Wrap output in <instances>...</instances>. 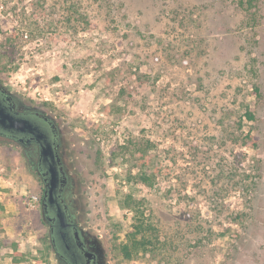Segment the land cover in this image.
Segmentation results:
<instances>
[{
    "label": "rangeland",
    "instance_id": "374dc122",
    "mask_svg": "<svg viewBox=\"0 0 264 264\" xmlns=\"http://www.w3.org/2000/svg\"><path fill=\"white\" fill-rule=\"evenodd\" d=\"M242 1L0 0V80L82 141L114 264H264V0ZM39 197L0 148V264H55Z\"/></svg>",
    "mask_w": 264,
    "mask_h": 264
},
{
    "label": "flooded vegetation",
    "instance_id": "af4514ba",
    "mask_svg": "<svg viewBox=\"0 0 264 264\" xmlns=\"http://www.w3.org/2000/svg\"><path fill=\"white\" fill-rule=\"evenodd\" d=\"M0 148L15 150L40 185L41 217L55 264H114L89 217L91 167L82 141L46 103L1 80Z\"/></svg>",
    "mask_w": 264,
    "mask_h": 264
},
{
    "label": "trees",
    "instance_id": "16d2710c",
    "mask_svg": "<svg viewBox=\"0 0 264 264\" xmlns=\"http://www.w3.org/2000/svg\"><path fill=\"white\" fill-rule=\"evenodd\" d=\"M253 1L252 0H246L245 2L244 1H242V5H249V6H252V3ZM248 114V118L250 119V120H252L253 118H254V115L252 114V113H247ZM251 145L252 146H257V143H256V140L254 139L253 141H252V143H251ZM145 178V177H144ZM145 180V182H147L148 181V179L147 178H145L144 179ZM5 213V207H4V205L0 202V222H1V217H2V215ZM144 229V224L142 223V224H139V226H137V230H143ZM132 234H134V233H132ZM132 234H130L129 235V239H132V238H134V236H136V235H132ZM125 250H126V252L129 254V249H130V247L128 246V245H125Z\"/></svg>",
    "mask_w": 264,
    "mask_h": 264
},
{
    "label": "water",
    "instance_id": "95a60500",
    "mask_svg": "<svg viewBox=\"0 0 264 264\" xmlns=\"http://www.w3.org/2000/svg\"><path fill=\"white\" fill-rule=\"evenodd\" d=\"M84 200V199H83ZM86 201V199L84 200V202Z\"/></svg>",
    "mask_w": 264,
    "mask_h": 264
}]
</instances>
